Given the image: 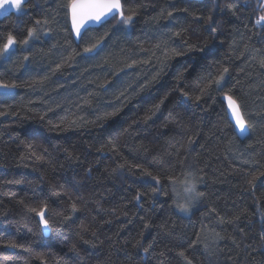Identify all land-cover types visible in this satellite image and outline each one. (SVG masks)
Here are the masks:
<instances>
[{
  "label": "trees",
  "instance_id": "1",
  "mask_svg": "<svg viewBox=\"0 0 264 264\" xmlns=\"http://www.w3.org/2000/svg\"><path fill=\"white\" fill-rule=\"evenodd\" d=\"M70 5L0 14V264H264V0H124L79 41Z\"/></svg>",
  "mask_w": 264,
  "mask_h": 264
},
{
  "label": "snow or ice",
  "instance_id": "2",
  "mask_svg": "<svg viewBox=\"0 0 264 264\" xmlns=\"http://www.w3.org/2000/svg\"><path fill=\"white\" fill-rule=\"evenodd\" d=\"M22 3H23V0H0V14H3L6 11L13 9V8L18 11L20 10ZM120 9H121L120 0H71V15H72L73 30L76 32L77 36H79L81 33V29L84 27L87 21L92 20V21L98 22L102 18L106 17V14L109 12L113 13V18L115 17V14L119 12L120 22L125 25H128L132 21V16L125 17L123 12L120 11ZM168 15L171 16L172 13L169 12ZM212 20H213V17L209 16L208 22L210 24L212 23ZM45 22L47 23V21ZM37 23H39V21ZM257 23L264 25V15L259 17V19L257 20ZM35 31H36L35 29L29 30L28 37L29 38L33 37ZM175 35L179 36L180 33L177 32L175 33ZM23 43L28 44V39H25ZM14 44H15L14 38L11 35H9L7 38V42L3 45V48L0 49V56L7 53ZM95 47L96 45H93L92 48H86L85 52H92ZM172 51L174 54L179 55V53L176 52L174 49ZM25 59H27V57H25ZM260 63H261V66L264 67V59H262ZM59 67L60 65H57V69H59ZM228 71H229L228 68L225 67L223 69V72L216 79L212 80L211 77H209V83L206 85L205 88L201 89V92L203 94H206L207 90L213 86H215L217 89L222 88L223 87L222 82L225 79L224 74L228 73ZM10 87H15V86L14 85L8 86V85L0 84V88L10 89ZM183 95L187 97L188 93L184 92ZM225 98L229 101L228 107L231 109L232 116L235 119V127L238 129L240 135H245L246 133H248L250 126H246L247 121L245 120L242 114L240 105L231 96L226 95ZM199 99L200 97H197V100ZM0 115H3V113H0ZM107 115H114V113H109ZM124 167H125L124 164H120L117 166V169H114L113 171H117L118 169H123ZM143 174L147 176H152L151 172H145ZM152 179L155 180L157 184L160 183L157 177H152ZM185 183L187 184V186L185 187L184 191L185 193L188 194V203L177 205V207L183 212H187L189 210V206L193 199L202 197L204 195V193L196 191V184L194 181L190 180V181H186ZM156 191L157 190L154 188L153 189L154 195ZM141 196H142L141 193H137L135 197L136 200H140ZM45 209H46V206L44 208H41L39 211H37L36 209H32V211L36 212V215L39 217V223L43 225V228L45 230H47L49 228V221L48 219H46ZM72 209L74 212L77 210L76 204L72 205ZM147 227L148 225L146 224L145 228ZM9 246L15 247V245H9ZM144 251L147 252L148 248H144ZM180 255L183 256L184 253L181 252ZM189 264H191V261H189Z\"/></svg>",
  "mask_w": 264,
  "mask_h": 264
},
{
  "label": "water",
  "instance_id": "3",
  "mask_svg": "<svg viewBox=\"0 0 264 264\" xmlns=\"http://www.w3.org/2000/svg\"><path fill=\"white\" fill-rule=\"evenodd\" d=\"M123 1H124V0H120V3H121V9H120V11L123 12V14H124V13H125V10H124ZM23 2H24V0H23ZM13 9H14V8H13ZM13 9H10V10L6 11V12L3 13L2 15L6 14V13H8V12H10V11H12ZM114 11H115V10H114ZM119 18H120L119 12H117V13L115 14V17H114V18H113V13H112V12H109V13L106 14V17L102 18V19H101L100 21H98V22H97V21L89 20V21H87V22L85 23L84 27L81 29V33H80V35L77 36L76 32L73 30V27H72L71 5H70V8H69V21H70V28H71V31H72L73 37H74V39H75L76 41H79V40L82 38L83 34H84L88 29L99 27L100 25H102V24H104V23H106V22H114V21L118 20ZM232 98H233V97H232ZM233 99H234V98H233ZM234 100H235V99H234ZM223 101H224V103H225V108H226V111H227L228 118H229L230 122L233 124L236 134L238 135V137H239L241 140L246 139V138L249 136V134H250V128H249L248 133H246L245 135H240L238 129L235 127V119H234V117L232 116V111H231V109L228 107L229 101H228L226 98H224ZM241 111H242V110H241ZM242 114H243V113H242ZM246 126H249L248 123H247ZM45 214H46V211H45ZM38 218H39V217H38ZM41 226H42V230H43L45 236H49V234H50V227H49L47 230H45V229L43 228V225H42V224H41Z\"/></svg>",
  "mask_w": 264,
  "mask_h": 264
},
{
  "label": "rangeland",
  "instance_id": "4",
  "mask_svg": "<svg viewBox=\"0 0 264 264\" xmlns=\"http://www.w3.org/2000/svg\"><path fill=\"white\" fill-rule=\"evenodd\" d=\"M0 89H4V88H0ZM183 200H185V202L188 201V194H186V195L184 196Z\"/></svg>",
  "mask_w": 264,
  "mask_h": 264
}]
</instances>
